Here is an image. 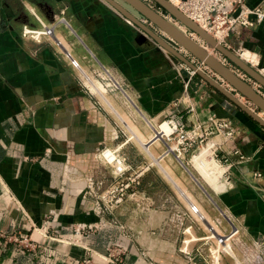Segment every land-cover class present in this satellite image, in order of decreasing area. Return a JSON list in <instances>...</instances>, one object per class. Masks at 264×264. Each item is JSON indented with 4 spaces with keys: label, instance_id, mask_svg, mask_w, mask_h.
I'll return each instance as SVG.
<instances>
[{
    "label": "crops",
    "instance_id": "0c3cea01",
    "mask_svg": "<svg viewBox=\"0 0 264 264\" xmlns=\"http://www.w3.org/2000/svg\"><path fill=\"white\" fill-rule=\"evenodd\" d=\"M142 1L174 20L155 1ZM261 2L246 0L250 7ZM140 20L167 36L150 20ZM173 23L205 45L184 25ZM25 27H52L53 35L37 42L23 35ZM230 41L234 48L241 45L256 52L264 66V25L243 30ZM176 49L193 63H202L182 46ZM170 53L106 0H0V264H74L89 254L108 264L104 255L112 244L124 248L118 264H207L205 253L202 258L175 252L174 246L189 240L178 220L188 209L181 204L182 192L190 197L192 212L198 205L202 222L213 227L203 212L209 207L204 196L186 187L185 173L173 156L165 155L161 137H155L161 121L173 114L181 115L187 126L215 116L241 128L239 140L248 158L234 162L235 174L216 201L245 235L240 243L247 240L258 250L245 263L264 264V245L256 243L264 236V200L255 186L264 187V129L201 75H190L191 67ZM68 56L86 78L81 67L89 59L112 70L141 112L160 122L156 129L155 121L147 120L151 128L144 129L142 137L136 134L140 144L130 137L120 140L116 127L84 91ZM204 69L230 89L210 68ZM103 146L123 156L128 170L121 180L138 181L116 210L123 213L119 224L111 223V211L98 213L87 194L90 180H116V164L110 167L98 154ZM255 171H261L262 178H252ZM84 224L97 228L72 243L70 234ZM191 234L196 239L194 231ZM237 246L234 252L241 259L245 253ZM222 260L240 264L227 254Z\"/></svg>",
    "mask_w": 264,
    "mask_h": 264
},
{
    "label": "rangeland",
    "instance_id": "374dc122",
    "mask_svg": "<svg viewBox=\"0 0 264 264\" xmlns=\"http://www.w3.org/2000/svg\"><path fill=\"white\" fill-rule=\"evenodd\" d=\"M164 13L167 16H169V14L166 13L165 11H164ZM174 20H172V21L175 23L178 22L177 20H175V21ZM178 23L181 25L180 22H178ZM245 30H247V29H245ZM188 33H189V31H188ZM55 44H57V43H55ZM205 45L208 46L207 44H205ZM165 51L169 52L166 49H165ZM208 51L209 52L211 51V54H214L213 56H215L216 58H218L222 62L225 61V59H224L225 57L220 52H218L217 50L208 46ZM170 54L173 55L172 53H170ZM258 60H259V57H258L257 61ZM257 61H254V62H257ZM226 63H227V66H229L235 73L236 72L240 73L242 71V70L238 71L237 69H239V68L237 66H235L234 64H232V62L229 61L228 59H227ZM194 64L199 69H201L203 71H205V69H204L205 66L207 68H209L203 62L200 64H198V63H194ZM257 67H262L261 62L259 63V65H257ZM75 68H76L77 73L79 74V76L82 80L84 91L86 93H88L89 95H91L92 98L96 101V103H98L99 107L101 108V112L103 114H105L108 117V119L110 120L111 126L113 125L114 127H116V129L118 130L117 136L120 137V138L118 137L120 140L124 139L123 137H127V138L130 137L131 142H133L135 144H140L139 138L137 136H135L131 132L130 129H128V127L125 124V121L127 123H129L135 129V132H137L136 134L140 135L141 137H142L141 133L144 129L149 130L151 128L149 123L147 122V120L149 122H152V123H154V121H155V125H153V127H156V124L160 123L159 121L157 122L156 120L152 121V119L147 117L144 112H141V109L137 105L134 97L132 96V94H130L128 87L123 85L122 80H120V78H118L115 75V73L112 70H110L109 68H107L106 66L95 65L89 59L88 62L86 64H84L81 68L84 70V73L89 75L87 78L93 79L91 81H88L86 76L82 72H80L79 67L75 66ZM253 68L256 69V67H253ZM190 70L194 71V76L199 74L196 70H194L192 68ZM208 71H205V72L207 74H209ZM214 79L216 80V78H214ZM90 83L91 84L97 83L96 87L93 88V85H91ZM98 84H101L105 88L104 90L106 92L102 89L99 90L100 88H99ZM227 85L230 87V89L228 87H225V88H227V90H229L231 93H233V95L237 99H239V101H241L242 104L249 107L251 110H253L256 114H258L261 118L264 119V112L261 109L256 107L251 101H249L246 97H244L239 92L232 91V87L229 84H227ZM91 88H93V90H91ZM96 88H97V90H96ZM126 94H128V98H127ZM262 95L264 96V92ZM108 98L111 102H113V105H115L116 108L120 111V113L124 116L125 121L118 115L117 112H115L111 108V105L108 102L109 100H107ZM105 100H107V102ZM236 105L238 107H240L238 104H236ZM240 109H242V108L240 107ZM168 118H165L164 120H162L161 123L159 124V127L163 122L167 121ZM251 120H254V122H256L259 126H261L264 129V126L261 125L259 122H257L254 118L251 117ZM183 121L185 122V120H183ZM198 123H200L203 127H210L209 131H212V132H211V134L207 135L206 138L204 136L203 140L198 145L194 146V148H190L189 150L184 152L182 154L181 158H178L176 155V151L172 150L173 148L177 147V139H176L175 134L171 136V140H169V142L166 139H162L163 140L162 146L165 147V155L173 156L175 159V162H177V164L180 166L181 170L185 173L186 180H187L186 181V187L191 188V186H192L193 188L196 189V192L199 191L204 196L206 203L208 204L209 207L207 208L206 211L203 210V212L209 217V220L211 221L212 226L214 227V230L219 234L227 235V234L231 233V231H232L233 221H232V219H229L230 217L228 218V214H226L224 212V210H222L220 208V206L216 200H217V194L225 191L227 186L229 187V185H228L229 182L226 181V177L227 176L232 177L233 174H235V171H234V167H235L234 165L235 164H233L230 167V169L227 170L228 164L235 162V161L238 162L237 159L240 158V154L242 156H244V158H248L246 156V154L243 152L241 140H239V134L241 132L240 131L241 128H238V126L235 123H233L231 120L222 119V118L220 119V118H216L215 116L211 117L210 120H208L206 123H202L200 121H198ZM224 123L228 124L227 128H221L220 127V125L224 124ZM185 124L187 125L186 122H185ZM227 131H233V135L227 136ZM213 144L214 145L215 144L220 145L219 151L218 150L216 151L217 156L214 155L213 151L215 150V146L212 148ZM169 146H171V149L169 148ZM107 149L108 148L103 146V147H101V149L98 152V154L105 161H107V159L103 155V153ZM236 149L240 151L239 154L234 153V151ZM168 150H169V152L166 153V151H168ZM148 153L152 157L151 153L150 152H148ZM117 154H118V152H117ZM118 157L122 161L123 167H122V165L118 164L119 162L117 160H114L112 162L113 164H116L114 166V168H115L114 169L115 170L114 171V177L116 180L111 179V177L109 179V176H106L103 181L96 182L97 188H99L96 191L101 196H105V198H104L105 200L111 199V201L108 202L107 204H111V223H113V224H119L118 222L122 221V218H123L122 210H120L119 212H117L116 210L118 209V207L120 205L123 204L124 200L127 197V194L129 193V190L134 188V186H138L137 185L138 181L135 178L128 180V181L121 180L122 176H124V173L128 170V166L124 165L122 155L121 156L118 155ZM225 160L227 162H225ZM155 161L158 162L157 164H159V165L156 164V166L158 168H162L161 162H159V159L155 160ZM198 163H200V165H198ZM109 164H110L109 166L111 167V162ZM210 166H212L213 168H216L215 173L219 172L220 169H221V171H224L221 178L216 179V181H220V182L225 183L224 188H222L219 191L212 188L210 186L209 180H207V179L211 180L212 179L211 177L214 178L213 173L209 172L208 168ZM124 167L126 169H124V171L122 173H120L118 168L123 169ZM201 169L203 171H201ZM162 171H164V170L162 169ZM204 171H206V172H204ZM203 172H204V174H203ZM206 175H208V176L206 177ZM209 175H210V177H209ZM262 176H263V173H262ZM253 177L254 176L252 175V178ZM249 183L251 184L252 182L250 181ZM255 186L257 189L258 188L260 189L259 193L261 194V197L264 200V193H263L264 187H262L261 185H258L257 183H255ZM188 188H187V190H188ZM108 192H111V195H109ZM191 192L194 193L192 190H191ZM191 192H189V194L191 195L193 200H195V202L198 203L196 197L192 196ZM107 193L109 196L107 195ZM90 198L94 200V198H92V197H90ZM181 200L183 202L181 204L188 206V209H186V208L184 209L186 212H183V210H182L178 216L179 217L178 220L182 224L181 225L182 226V229H181L182 234L188 235L189 239H194L193 235L191 234V232H193V231L197 236L198 235L202 236L200 238V240L196 236V239H194L195 241H193L194 244L190 243L188 245L187 248H188V251L191 252V254L199 255L202 258H204L206 256L205 262H208L210 259L209 255L211 253L210 250L213 251L214 249L220 248L221 250H223L222 251V258L225 254H227L229 256H235V260H237V262L240 264H247L248 262H250V260H247L248 257L250 259V256L252 254L256 253L258 250L252 244V242H248L247 240H244L243 244L240 243V241L238 239H240V237L242 239L245 238V235H243L241 231H238V233H236L230 240H228V243H231V245H232V246H230L231 248L225 247L228 251L224 249L223 245L218 244V242L214 238L211 239L210 241H207L205 238L213 233V231L211 232V228L209 227L208 223L207 224L203 223L202 220L200 219V217L197 215V213L194 214L192 212L189 202L187 201L185 196H183L182 193H181ZM117 201H120V202L117 203ZM237 244L242 245L244 253H245V256H243V258H241V259H239L235 255V252H234V250H235L234 247H238ZM186 246L187 245L183 244V243L179 246H174V247H176L175 252L176 253L180 252V253L186 255L184 253V251H186L185 250ZM172 247L173 246H168L167 248L172 249ZM229 248H230V250L232 249L231 251H233V252H231L229 250ZM169 249L166 250L165 252H169L170 251ZM177 250H179V251H177ZM204 253H205V255H204ZM203 255H204V257H203ZM245 261L247 263H245ZM175 263H178V262H175ZM198 263H200V262H198Z\"/></svg>",
    "mask_w": 264,
    "mask_h": 264
},
{
    "label": "built area",
    "instance_id": "2783aa9c",
    "mask_svg": "<svg viewBox=\"0 0 264 264\" xmlns=\"http://www.w3.org/2000/svg\"><path fill=\"white\" fill-rule=\"evenodd\" d=\"M181 6L178 8L185 13L190 19L200 25L204 30H206L209 34L213 37L218 32L223 34V39H221L220 43L225 45L227 48L233 50L238 56L241 57V53L245 49L244 46H239V48H234L233 44L231 43V38L238 37L242 30L245 29H254L261 25H264V0L258 5L255 6H247L246 0H180ZM190 34H194L193 32ZM24 36H29L37 42H41L44 36H51L53 35V28L46 27L42 30H34L25 27L23 31ZM69 57V56H68ZM71 62L74 66L78 67V64L74 59L69 57ZM227 62V59L224 58ZM223 61L227 65V63ZM249 63V62H248ZM260 62L253 65L249 63L252 67H256V70L264 76V66L257 67ZM188 72L190 75H194V71H191L189 67H187ZM240 71L239 69H237ZM243 80L247 81L251 84L260 94H263L260 84H258L255 80H253L249 75L244 72H236ZM232 91L236 92L234 88ZM128 95V94H127ZM130 98V97H129ZM167 121L172 126V132L170 135L164 136L161 135V139H166L168 142L171 140V136L175 134L177 139V147L172 149L176 151V155L178 158H181L182 154L189 150L190 148H194V146L198 145L202 140L203 137L211 134L212 131H209L210 127H203L200 123H193L192 126H187L183 121L181 115L173 114L171 115ZM203 127V128H202ZM221 128H227L228 124L224 123L220 125ZM156 129L155 127H153ZM160 132V130H157ZM161 134V132L159 133ZM233 131H227V136H232ZM155 137H158V135ZM160 139V138H158ZM215 146L214 155L217 156V150L219 151L220 145L213 144L212 148ZM171 149V146H169ZM166 151V153H168ZM234 153L239 154V150H235ZM107 161L110 163L108 158ZM244 156L240 154V158L238 162H242L244 160ZM220 161V160H219ZM222 162V161H221ZM225 162H227L225 160ZM119 164V163H118ZM234 164V162L229 163L227 166V170ZM126 169H119V172L122 173ZM254 178L262 177V173L260 171H255L253 173ZM231 177L227 176L226 181H230ZM97 184L95 181L90 180L89 190L87 194L89 197L94 198L95 206L97 207L98 213H105L111 211V204H107L111 201V199L105 200V196H101L96 190H98ZM111 195V192H108ZM107 193V195H108ZM264 193V190H263ZM108 195V196H109ZM111 197V196H110ZM120 201H117V203ZM103 203V204H102ZM97 227L93 224H84L78 228H75L72 234H70L69 239L72 243L77 244L82 235L88 234L89 232L95 230ZM214 231V228L211 229V232ZM238 229L233 226L231 233L227 235H222L217 233V236H214V233L207 236L205 239L210 241L211 239H216L218 244L223 245L224 249L228 240H230L236 233H238ZM4 236V235H3ZM6 236V234H5ZM27 240V238H24ZM191 241H195L193 239H189L185 244L186 251L184 253L187 256H192L191 252L188 251V245ZM256 243L264 245V236L256 240ZM30 244H26L25 246H29ZM222 251L220 248L214 249L213 251L210 250V259L207 264H224L222 260ZM228 251V250H227ZM124 253V248L119 244H112L107 247V252L104 255L105 260L108 264H118L123 262L122 255ZM192 258V257H191ZM74 264H102L96 262L92 255H86L84 257H79L74 260Z\"/></svg>",
    "mask_w": 264,
    "mask_h": 264
},
{
    "label": "water",
    "instance_id": "95a60500",
    "mask_svg": "<svg viewBox=\"0 0 264 264\" xmlns=\"http://www.w3.org/2000/svg\"><path fill=\"white\" fill-rule=\"evenodd\" d=\"M123 16L130 19L133 24L143 30L149 35L155 42L159 43L164 49L171 52L174 56L184 61L192 69L196 70L207 82L219 90L222 94L227 96L230 100L238 104L249 116L254 118L257 122L264 126V120L253 110L246 105L242 104L233 93L229 92L227 88L221 86L217 80L212 78L205 71L200 70L191 60L186 58L176 47L178 45L185 48L188 52L194 55L198 60L206 64L213 72L226 81L237 92L246 97L256 107L264 112V96L259 93L251 84L243 80L237 75L229 66L223 63L218 58L214 59L206 46L200 44L193 38H191L186 32H182L171 20L167 19L165 15L157 12L148 4L142 0H124L122 5L117 0H106ZM164 11H166L173 19L183 24L187 30L195 33L201 38L205 44L209 47L220 52L226 59L232 62L235 66L249 75L253 80L260 84L262 92H264V76H262L255 68L249 63L245 62L238 56L233 50L227 48L222 43H219L211 34L204 30L200 25L190 19L185 13H183L178 7L172 4L169 0H153ZM128 7V9L126 7ZM130 9V10H129ZM131 9L136 12L134 15ZM140 17H144L147 20L153 22L167 35L163 37L161 34L156 33L152 28L143 23ZM159 131L156 130V136L159 135Z\"/></svg>",
    "mask_w": 264,
    "mask_h": 264
},
{
    "label": "bare ground",
    "instance_id": "6f19581e",
    "mask_svg": "<svg viewBox=\"0 0 264 264\" xmlns=\"http://www.w3.org/2000/svg\"><path fill=\"white\" fill-rule=\"evenodd\" d=\"M172 4H174L176 7H178V6H181V3H180V0H169ZM178 27V26H177ZM179 28V27H178ZM181 30V29H180ZM182 31V30H181ZM183 32V31H182ZM223 34L221 33V32H218L216 35H214V38L220 43V41H221V39H223ZM209 54H211V51L209 52ZM214 54H211V56L214 58V59H216V57L215 56H213ZM241 59L242 60H244L245 62H250V63H252L253 65H255L256 63H258V62H260L259 60L257 61V59H258V55H257V53L256 52H254V51H251V50H249L248 48H245L244 50H243V52L241 53ZM254 61H257V62H254ZM201 70V69H200ZM87 80L88 81H91V80H93V79H91V78H87ZM89 84V83H88ZM91 84V83H90ZM96 84L97 83H92L91 85H93V88H95L96 87ZM99 85V90H104L105 88L101 85V84H98ZM222 87H223V85H221ZM92 87V86H91ZM93 88H91V90H93ZM225 88V87H224ZM96 90H97V88H96ZM95 91V90H94ZM105 91V90H104ZM229 91V90H228ZM106 92V91H105ZM230 92V91H229ZM103 93V92H102ZM107 97V96H106ZM107 100H109V98L107 99ZM107 100H105L106 102H107ZM109 102V104L111 105V108L115 111V112H118V110H117V108H116V106L115 105H113V102H111L110 100L108 101ZM119 116H121V115H119ZM122 117V116H121ZM123 120H124V118H122ZM122 120V121H123ZM264 120V119H263ZM125 121V120H124ZM129 126V125H128ZM129 128L131 129V132H133L132 131V128L129 126ZM159 129H160V132H161V134H159L158 135V137H156V138H159V137H161V135H164V136H167V135H170L171 134V132H172V126L169 124V122L168 121H165V122H163L161 125H160V127H159ZM133 134L135 135V136H137L136 135V133L135 132H133ZM132 135V134H131ZM134 137V136H133ZM173 147V146H172ZM174 149V148H173ZM103 155L106 157V158H108L110 161H114V160H117L118 162H119V164L120 165H122V167H123V164H122V161L120 160V158L118 157V154H117V152H115V151H113V150H111V149H107V150H105L104 151V153H103ZM205 159V158H204ZM203 161V160H202ZM198 165H200V163H198ZM184 166V165H183ZM186 166V165H185ZM121 167V166H120ZM199 167V166H198ZM201 167V166H200ZM187 169V168H186ZM203 169V168H202ZM201 169V171H203ZM209 172H211V173H213V176H214V178L213 177H211L212 179L210 180V179H207V180H209V182H210V186L212 187V188H214L215 190H217V191H219V190H221L222 188H224V184L225 183H223V182H220V181H216V179H218V178H221V176H222V174H223V172L224 171H221V169L219 170V172H217V173H215V169L216 168H213L212 166H210L209 168ZM163 170H164V172L168 175V172H167V170L165 169V168H163ZM200 170V169H199ZM198 170V171H199ZM204 172H206V171H204ZM204 172H203V174H204ZM208 172V173H209ZM202 174V173H201ZM210 174V173H209ZM208 175H206V177H207ZM204 177V176H203ZM205 177V178H206ZM209 177H210V175H209ZM208 177V178H209ZM208 182V181H207ZM208 182V183H209ZM182 192V191H181ZM183 193V192H182ZM184 195V194H183ZM185 196V198L189 201V202H191V199H190V197L189 196H187L186 194L184 195ZM193 207V211H195L196 213H197V215L200 217V219L201 220H203V214H202V212L200 213V211H199V206L198 205H196L195 204V206H192ZM199 211V212H198ZM213 227V226H212ZM214 228V227H213ZM213 233H214V236H217V232L214 230L213 231ZM195 237V236H194ZM194 240V239H193ZM230 246H232L231 245V243H226V245H225V247L226 248H228V247H230ZM231 248V247H230ZM230 248H229V250H230ZM223 249V248H222ZM232 250V249H231ZM230 250V251H231ZM231 252H233V251H231ZM230 252V253H231Z\"/></svg>",
    "mask_w": 264,
    "mask_h": 264
}]
</instances>
